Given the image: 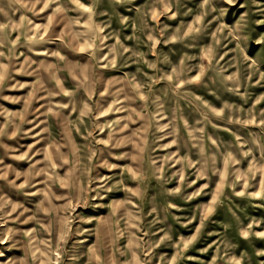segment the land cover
I'll use <instances>...</instances> for the list:
<instances>
[{"label":"rangeland","instance_id":"1","mask_svg":"<svg viewBox=\"0 0 264 264\" xmlns=\"http://www.w3.org/2000/svg\"><path fill=\"white\" fill-rule=\"evenodd\" d=\"M0 264H264V0H0Z\"/></svg>","mask_w":264,"mask_h":264}]
</instances>
